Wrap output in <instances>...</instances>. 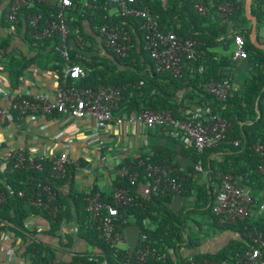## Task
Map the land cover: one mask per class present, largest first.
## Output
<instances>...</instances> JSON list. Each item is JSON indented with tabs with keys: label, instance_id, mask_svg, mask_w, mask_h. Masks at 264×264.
<instances>
[{
	"label": "trees",
	"instance_id": "obj_1",
	"mask_svg": "<svg viewBox=\"0 0 264 264\" xmlns=\"http://www.w3.org/2000/svg\"><path fill=\"white\" fill-rule=\"evenodd\" d=\"M87 1L86 10L77 8L66 18L69 32L65 44L76 39L77 30L83 35V19L91 23L96 33L103 25H117L131 36V50L127 57L119 58L105 47L108 58L88 63L78 59L76 51L68 50L70 62L67 63L61 55V36L55 33L51 38L39 39L29 24L30 16L41 15L38 30L44 31L56 18L58 5L36 0L30 7L19 11L17 21L11 25L7 10L13 0L8 3L7 0H0L1 26L8 30L14 27V32L0 36V62L4 58L10 59L12 38L23 31L32 49L39 51L38 56L30 61L26 58L10 60L8 67L13 89L19 86L21 77L31 64L39 59H50L52 63L58 64L49 68L55 69L61 78H64L62 70L67 65L81 66L88 73L86 79L76 81L66 76L62 87L78 82L75 84L83 88H121L123 98L115 116L145 110H171L174 117L182 121L186 109L193 103L208 105L216 114L222 115L232 124L224 143L198 153L192 146L170 134V127H158L156 129L160 135L178 145L179 152L164 145H156L151 147L150 153H143L138 158H126L115 167V172L128 165L137 168L140 178L136 185L132 186L128 179L122 180L116 175L109 191L103 192L95 186L91 192L101 193L103 200L111 202L115 189H129L135 201L129 207L121 208V213L128 219V223L122 227L124 230L134 226L138 230L136 249L147 244L155 252V257L149 258L148 264H193L190 260L199 264L206 259L219 264H238L240 257L249 250L247 244L253 245L248 237L250 231L264 234V219L249 218L237 225L222 226L212 210V192L213 181L217 180L218 173L233 175L236 186L244 190L257 193L264 190V178L258 172L259 159L254 151L255 144L264 143V50L251 42L252 24L245 15V0H137L133 4L139 9L147 8L157 16L158 28L163 33H174L198 43L197 59L192 61L184 57L181 75L178 77L170 72H157L154 61L145 49L141 18L110 15L109 11L113 9L115 13L120 12L118 4L111 0ZM198 3L209 9L206 15L196 11L195 4ZM224 4L234 5L230 15L231 25H224L219 13L220 6ZM74 5L80 6L81 3L76 0ZM252 14L258 20L259 42L264 44V0H253ZM239 35L245 39L248 57L233 62L235 37ZM48 47L47 55L41 56L40 53ZM39 66L46 68L42 64ZM237 72L241 75L239 89L225 102L216 101L202 88L207 82L224 79L236 82ZM236 140L240 141L239 146L234 145ZM178 155L191 163L186 172L180 171V165L175 163ZM1 160L0 156V163ZM140 161L145 165L157 164L175 170L173 175L182 184L180 193L141 194L140 186L149 184L150 180L145 173V166L139 164ZM40 163L41 171H31L28 167L18 168L14 160H9L6 167L8 174H0V185L7 193L6 201L0 208V234L10 233L15 240H21L19 253L29 264H123L127 251L107 244L91 223L85 209V192L76 189L78 166L69 165L66 177L55 179L52 177V161L46 157ZM199 165L202 171L197 170ZM29 177L49 184L57 193L55 205L58 212L55 216H51L47 209L39 210L31 206V192L25 184ZM23 189H26V195L19 197ZM175 196L185 200L193 198V201L175 210L171 207ZM35 215L48 222V230L44 233L29 226V220ZM196 215L212 219L213 227L221 231L229 230L238 238L215 254L199 252L200 239L190 234L188 226L192 221L201 229L202 222L196 219ZM41 234L56 239L58 244L55 246L41 240ZM143 236L146 240H143ZM77 242H84L87 247L97 249V252H74ZM184 249L189 251L187 256ZM60 253H68L72 257L62 261L58 257Z\"/></svg>",
	"mask_w": 264,
	"mask_h": 264
},
{
	"label": "built area",
	"instance_id": "obj_2",
	"mask_svg": "<svg viewBox=\"0 0 264 264\" xmlns=\"http://www.w3.org/2000/svg\"><path fill=\"white\" fill-rule=\"evenodd\" d=\"M36 0H13L12 5L7 10V18L11 25L17 21V13L30 7ZM40 1V0H38ZM76 0H60L59 10L56 18L50 22L44 31L38 30L41 15H33L29 18V24L37 38H51L58 33L63 45L69 32L65 12L74 6ZM118 4L120 12L114 16H135L143 20L142 29L145 32V49L149 52L155 63L157 72H170L178 77L182 71V59L195 61L197 59V42L178 37L174 33H163L158 28L157 16L153 15L147 8H136L133 4L137 0H111ZM198 13L206 15L209 9L202 4H195ZM234 10L233 4L220 6L219 13L224 25H231L230 15ZM12 28H14L12 26ZM103 41L107 48L117 57H127L131 50V36L121 30L117 25H103L100 30ZM67 63L70 62L68 49L63 46L61 51ZM248 57L245 49V39L242 35L235 37L233 62L244 60ZM202 69H200L201 71ZM66 76L74 81L83 80L88 77L87 71L81 66L67 65ZM142 85V84H141ZM203 90L218 102H225L233 97L239 87L231 79L222 81L207 82L202 85ZM122 89L119 87L100 86L97 89L78 87L75 83L65 85L52 95L37 93L33 96L18 95L11 101L9 108L0 107V123L6 122L12 114L18 117L27 116H51L60 114L75 120L90 118L94 120L98 133L94 142L102 145L101 131L109 126L117 124H129L135 129L154 130L158 127H170L177 139L192 146L198 153L217 147L225 142L232 124L222 115L216 114L208 105L193 103L185 111V119L177 120L171 110L141 111L140 113L123 114L115 116L122 101ZM235 146L240 145V141L234 142ZM254 151L258 156V172L264 178V143L258 142L254 146ZM46 158L43 155L28 154L21 149L12 150L9 156L14 160L18 168L28 167L31 171H41L40 161ZM53 164L52 177L61 179L66 177L69 165L80 167L77 162L69 158L68 153L62 152L58 156L50 159ZM141 166H145V173L150 183L147 184L145 195L151 193H180L182 184L173 175L175 170L157 164L145 165L140 161ZM202 171V167H197ZM207 173H205L206 175ZM116 175L122 180L128 179L130 185H136L140 172L133 166L120 168ZM31 192V206L43 210L47 209L51 216L58 212L57 193L52 186L29 177L25 183ZM213 206L215 217L222 226L237 225L239 222L251 218V213L257 209L264 215V190L256 193L251 190H244L236 186L234 176L226 173H218L217 180L213 181ZM26 195V189L19 192V197ZM7 193L0 185V208L6 201ZM86 211L88 212L92 225L96 228L100 237L111 247L119 248L124 242L123 225L128 223V219L121 213V208L129 207L135 197L131 195L129 189L118 188L112 192L111 202L102 199L101 193L93 194L91 190L85 192ZM254 208V209H253ZM260 218V217H259ZM262 219V218H261ZM151 227L152 224L147 222ZM13 237L10 233L4 235L5 238ZM253 245L247 244L249 250L243 254L238 264H264V234L258 231H250L248 234ZM143 240L146 237L143 236ZM19 241H21L19 239ZM155 257V252L147 244H143L138 249L128 251L123 264H148L149 258ZM195 264L192 260H190ZM21 264H29L23 261ZM199 264H219L217 261L206 259Z\"/></svg>",
	"mask_w": 264,
	"mask_h": 264
},
{
	"label": "crops",
	"instance_id": "obj_3",
	"mask_svg": "<svg viewBox=\"0 0 264 264\" xmlns=\"http://www.w3.org/2000/svg\"><path fill=\"white\" fill-rule=\"evenodd\" d=\"M9 1L7 0V3ZM41 1L54 6L60 5V0ZM78 1H80L81 5H74L68 9L65 12L66 18L77 8L81 10L87 9V0ZM109 13L110 15L116 14L114 9L110 10ZM81 26L83 35L79 34L77 30L75 33L76 39L70 40L68 44L63 46L68 50L76 51L77 58L85 60L88 63H92L99 58H108L109 55L105 49L106 45L100 32L96 33L87 19L81 20ZM10 32H14V28L8 30L2 27L0 23L1 37L6 36ZM262 36H264V31L262 32ZM48 50L49 47L46 51L40 53L41 56H46ZM38 52L32 49L24 31L13 36L12 47L9 51L11 57L10 59L4 58L0 62V107L9 108L11 101L18 95L33 96L37 93L52 95L65 83L67 66L63 68L64 78H61L55 69L51 70L49 68L58 63H52L50 59H39L37 60L38 63L36 62L29 66L21 77L19 86L13 89L8 67L10 60L14 58H26L27 61H30L38 56ZM39 64L44 65L46 68L39 66ZM235 76V84L239 87L241 75L237 72ZM97 133L96 124L90 118L75 120L63 115L18 117L12 114L10 119L0 123V156L2 158L0 174H8L6 167L12 150L21 149L29 154L43 155L49 159L58 156L62 152H66L72 161L80 164L76 177V189L78 191L86 192L97 186L101 191L107 192L116 178L115 167L124 159L138 158L143 153H150L151 147L156 145H164L178 152L180 150L178 145L167 141L160 135L157 129L140 130L135 129L129 124H114L100 132L102 134V145L93 141ZM178 139L181 140L180 138ZM175 163L180 165L179 169L182 172H186L191 165L190 161L181 155L177 156ZM147 188V185H141L139 189L140 193L145 195ZM191 201H193V198L185 200L180 196H175L171 207L179 210ZM196 216V219L198 218L197 220L202 222L201 229L192 221L188 226L190 234L200 239L199 252L215 254L226 247L230 241L238 238L229 230L221 231L213 227L211 225L212 219L202 215ZM259 217L260 219H264V215H261L257 209H254L251 213V219L254 220ZM28 224L31 228H36L41 233L48 230V222L41 216H32ZM128 229H134L137 233L135 243L128 245L125 249L126 251H132L138 246L139 233L134 226L124 229L123 244H127L129 241ZM7 234L9 233L0 234V264L23 263L24 260L21 257V252L19 253V249L22 247L21 241L15 240L11 236L5 238L4 235ZM40 239L55 246L58 244L56 239L47 237L44 234L40 235ZM73 251L95 253L97 249L87 247L84 242H77ZM183 251L185 252V256L189 254V251L185 249ZM58 257L62 261H68L72 256L68 253H60Z\"/></svg>",
	"mask_w": 264,
	"mask_h": 264
},
{
	"label": "water",
	"instance_id": "obj_4",
	"mask_svg": "<svg viewBox=\"0 0 264 264\" xmlns=\"http://www.w3.org/2000/svg\"><path fill=\"white\" fill-rule=\"evenodd\" d=\"M252 4L253 0H245V15L247 19L252 24V32H251V42L259 49L264 50V44L259 42V30H258V20L256 16L252 14ZM105 264V263H104Z\"/></svg>",
	"mask_w": 264,
	"mask_h": 264
},
{
	"label": "rangeland",
	"instance_id": "obj_5",
	"mask_svg": "<svg viewBox=\"0 0 264 264\" xmlns=\"http://www.w3.org/2000/svg\"><path fill=\"white\" fill-rule=\"evenodd\" d=\"M197 217V216H196ZM198 219V218H197ZM127 234H129V236H128V243L127 244H120L119 245V248L120 249H126L127 247H128V245H131L132 243H135V237H137L136 235H137V233H136V231H134V229H128V231H127ZM131 239H132V241H131Z\"/></svg>",
	"mask_w": 264,
	"mask_h": 264
}]
</instances>
